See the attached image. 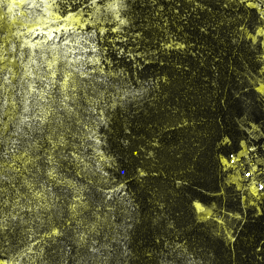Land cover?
Listing matches in <instances>:
<instances>
[{"label":"trees","instance_id":"obj_1","mask_svg":"<svg viewBox=\"0 0 264 264\" xmlns=\"http://www.w3.org/2000/svg\"><path fill=\"white\" fill-rule=\"evenodd\" d=\"M117 2L118 19L95 32L100 68L81 74L63 103L53 84L41 132L38 121L22 127L21 140L27 133L40 140L28 163L22 148L10 151V109L1 117L0 260L27 244L26 219L35 215L42 264L84 260L76 223L109 247L108 264L185 256L197 264H264V199L245 204L223 164L245 142L264 140L263 19L255 0ZM15 198L39 203L3 220ZM197 203L225 220L234 215L232 239L217 230V218L198 216Z\"/></svg>","mask_w":264,"mask_h":264},{"label":"rangeland","instance_id":"obj_2","mask_svg":"<svg viewBox=\"0 0 264 264\" xmlns=\"http://www.w3.org/2000/svg\"><path fill=\"white\" fill-rule=\"evenodd\" d=\"M74 2L77 0H0V120L9 108L8 115L14 120L10 151L22 148V158L27 163L34 158L30 152L38 150L40 140L32 133L21 140L22 127L38 121L41 132V117L48 114L47 96L53 84H59L63 103L81 74L100 68L95 32L106 30L112 20L118 19L117 0H80L79 8L72 10ZM252 134L260 137L259 131ZM10 168L19 170L13 161ZM229 178L241 189L245 204H259L264 199V191L257 192L239 170H233ZM38 203L33 199L9 200L11 213L2 219H15ZM196 207L201 219L217 218V230L232 239L234 215L225 220L216 216L213 207L201 203ZM39 219L35 215L26 219L29 241L11 260H0V264H42V246L34 240V223ZM74 235L87 247L88 254L80 263L72 264H108L109 247L97 243L98 235L93 230L76 223ZM163 264L197 263L185 256Z\"/></svg>","mask_w":264,"mask_h":264},{"label":"built area","instance_id":"obj_3","mask_svg":"<svg viewBox=\"0 0 264 264\" xmlns=\"http://www.w3.org/2000/svg\"><path fill=\"white\" fill-rule=\"evenodd\" d=\"M255 5L263 19L259 34L264 48V0H255ZM223 164L229 174L235 169L239 170L257 192L264 191V140L259 143L245 142L239 152L224 158Z\"/></svg>","mask_w":264,"mask_h":264},{"label":"crops","instance_id":"obj_4","mask_svg":"<svg viewBox=\"0 0 264 264\" xmlns=\"http://www.w3.org/2000/svg\"><path fill=\"white\" fill-rule=\"evenodd\" d=\"M259 90L262 92V93H264V83H260V85H259ZM257 129V130H256ZM259 131V135L261 136L262 135V133H261V131L259 130V127L258 126H254L252 129H251V135L252 136H254V137H258V136H256V135H254V134H252V131ZM256 134V133H255ZM231 175V174H230Z\"/></svg>","mask_w":264,"mask_h":264}]
</instances>
